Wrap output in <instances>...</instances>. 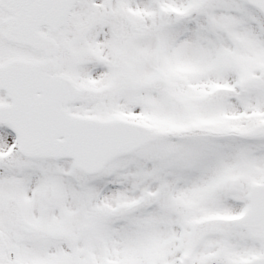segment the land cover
<instances>
[{
  "label": "snow or ice",
  "instance_id": "6c2138e0",
  "mask_svg": "<svg viewBox=\"0 0 264 264\" xmlns=\"http://www.w3.org/2000/svg\"><path fill=\"white\" fill-rule=\"evenodd\" d=\"M0 264H264V0H0Z\"/></svg>",
  "mask_w": 264,
  "mask_h": 264
}]
</instances>
